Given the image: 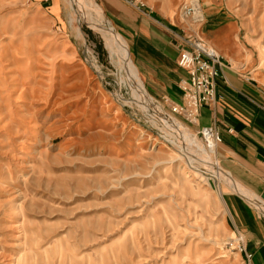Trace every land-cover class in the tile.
I'll return each instance as SVG.
<instances>
[{
    "label": "rangeland",
    "instance_id": "374dc122",
    "mask_svg": "<svg viewBox=\"0 0 264 264\" xmlns=\"http://www.w3.org/2000/svg\"><path fill=\"white\" fill-rule=\"evenodd\" d=\"M180 1L152 6L180 13ZM207 3L238 18L264 69V0ZM74 6L78 30L69 0H0V264H243L225 182L178 146L182 130L205 143L203 127L136 99Z\"/></svg>",
    "mask_w": 264,
    "mask_h": 264
},
{
    "label": "crops",
    "instance_id": "0c3cea01",
    "mask_svg": "<svg viewBox=\"0 0 264 264\" xmlns=\"http://www.w3.org/2000/svg\"><path fill=\"white\" fill-rule=\"evenodd\" d=\"M44 3L47 0H34ZM127 37V57L146 90L171 110L181 103V80L187 71L177 64L189 22L181 13L153 7V0H99ZM175 1L176 0H172ZM181 2L177 0V5ZM203 21L200 34L222 55L238 61L223 67L215 78V101L203 103L194 127L212 126L220 140L213 153L218 165L233 180L264 200V69L251 48L241 39V26L234 15L224 16L219 7L200 0ZM129 45V46H128ZM125 48V45H124ZM126 51V49H125ZM132 60V61H131ZM133 67V65H132ZM185 119L180 113H175ZM216 162V161H215ZM224 183L221 195L231 223L244 235L248 263L264 264V218L245 197ZM242 195V196H241Z\"/></svg>",
    "mask_w": 264,
    "mask_h": 264
},
{
    "label": "built area",
    "instance_id": "2783aa9c",
    "mask_svg": "<svg viewBox=\"0 0 264 264\" xmlns=\"http://www.w3.org/2000/svg\"><path fill=\"white\" fill-rule=\"evenodd\" d=\"M180 13L189 20L188 33L183 36L177 57V64L187 71V78L181 80L183 100L171 106L173 113H180L187 121H194L203 103L212 104L215 101V78L222 72L223 67L232 64L223 61L219 51L199 32L203 21L200 0H184ZM234 65V64H233ZM240 67V65H234ZM264 108V104L261 105ZM205 134L216 143L220 140L219 133L212 126L202 128ZM207 140V139H206ZM237 233H240L237 230ZM244 253L243 260L248 263L245 245L239 248Z\"/></svg>",
    "mask_w": 264,
    "mask_h": 264
},
{
    "label": "bare ground",
    "instance_id": "6f19581e",
    "mask_svg": "<svg viewBox=\"0 0 264 264\" xmlns=\"http://www.w3.org/2000/svg\"><path fill=\"white\" fill-rule=\"evenodd\" d=\"M75 3L80 5V6L83 5L85 7V11L83 12L85 15V18L88 19L89 21H92L94 24H96L99 27L102 36L106 40L108 51L111 54V59H112V61H114L116 64H118L120 66L121 77L130 86L131 91L133 93V96L135 95L134 97L136 99L141 100L143 103L146 101L153 103L155 101L154 98L152 96H150L145 91V89L143 88L141 83L135 77L132 76V73L129 69L128 63L124 59L122 46H121L120 42L116 39V37L105 27L102 13H101L100 9L96 6L95 1L94 0H69V4L73 9V13H75L74 15L69 16L70 21H71V23L73 21H75V24L73 23V26L75 28H77V26L80 23L79 22L80 15L77 14V10L74 6ZM77 30H78V28H77ZM79 33H80L79 37H81L82 33L81 32H79ZM93 66H94V64H93ZM96 70L98 71V68ZM98 73H99V71H98ZM148 102H147V104H148ZM155 105H156V108L158 110H161V108L158 104L155 103ZM162 113H163V111H162ZM173 123H175V122H173ZM174 125H176V123ZM176 126L178 127V129H181L180 128L181 125L177 124ZM208 133H209V131L206 130V132L204 134V136H205V143H204V142L200 141L199 139H197L195 134H193L192 132L188 133V132H185L182 130V132H181L182 137L180 139V143L178 144V146L180 147V151H182L184 149V152L186 154H188L190 159H197L198 161H200L198 159V156H201V158L205 161V165H207L209 167V169L211 170V173L213 172V177L215 180L221 179L225 183L232 186L235 189L234 191H236V189H237L245 197V199L249 203H251L253 206L257 207L260 211H262L264 213V201H263V199L261 197H259L258 195L252 193L248 189H246L244 186L239 184L237 181L233 180L228 174H226L220 167H218L216 165L215 161L212 158L211 153L207 150L212 145L215 146V143L211 139V137L209 136L207 138Z\"/></svg>",
    "mask_w": 264,
    "mask_h": 264
}]
</instances>
